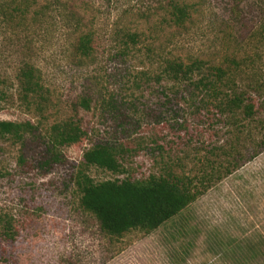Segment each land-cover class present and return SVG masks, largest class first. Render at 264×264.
Wrapping results in <instances>:
<instances>
[{
    "label": "rangeland",
    "instance_id": "rangeland-1",
    "mask_svg": "<svg viewBox=\"0 0 264 264\" xmlns=\"http://www.w3.org/2000/svg\"><path fill=\"white\" fill-rule=\"evenodd\" d=\"M168 3L0 0V120L38 127L22 141L0 137V264H264V110L255 120L198 112L191 85L160 81L163 58L222 64L234 56L256 59L242 87L254 74L264 81V46L256 44L264 0L237 8L234 0H205L183 27L165 23L160 7ZM89 32L95 48L84 57L76 45ZM127 33H137L138 44ZM26 65L40 69L41 108L35 95L22 99L17 78ZM71 120L82 138L49 169L45 136ZM98 143L120 148L125 173L83 164ZM166 165L214 177L151 233L108 235L81 205L74 180L81 168L95 181L144 180Z\"/></svg>",
    "mask_w": 264,
    "mask_h": 264
},
{
    "label": "trees",
    "instance_id": "trees-1",
    "mask_svg": "<svg viewBox=\"0 0 264 264\" xmlns=\"http://www.w3.org/2000/svg\"><path fill=\"white\" fill-rule=\"evenodd\" d=\"M240 1L242 0H234L236 8ZM204 2L205 0H169L167 6H161L160 9L167 13L168 18L164 19L166 24L183 27L194 13L200 11L199 7ZM19 13L25 15L26 11L19 9ZM15 16L9 11L6 15L7 21L10 23ZM257 33L256 44L264 46V22ZM138 37L137 33H127V38L133 43L138 44ZM94 48L95 38L92 33H85L79 37L76 45L77 54L88 57ZM226 59L228 65L225 67L226 62L212 64L203 59H195L185 63L177 58H163L160 81L191 85L193 87L191 97H195L198 112L214 111L216 115L222 114L230 120H237L240 117L255 120L264 110V81L255 78L254 74L249 80L248 88L242 87L239 83L244 82L243 75L246 72L252 73L247 69L256 63V59L251 56L244 61L237 59L236 56ZM17 80L21 87L22 99L30 103L33 99L30 97L35 95L40 99L37 106L41 108L47 97L40 69L26 65ZM82 104L90 108L88 99H84ZM260 122L264 125L263 120ZM37 130L38 127L31 121L0 120V137L10 138L14 142L22 141L27 135L35 134ZM82 135V126L72 120L51 126L45 136L47 154L44 166L50 169L61 163L64 160L63 147L79 142ZM260 147V150H264V132ZM122 157L123 153L119 147L110 143H98L84 152L83 164L86 167H97L122 174L126 172ZM212 177L213 173L180 175L166 165L160 173L151 174L144 180L127 178L95 181L82 168L78 170L74 180L81 194V205L97 217L101 230L108 235L121 237L133 230L151 233L158 229L194 202L205 190L201 189L200 185H204ZM7 223L6 233L12 237L14 227L10 221Z\"/></svg>",
    "mask_w": 264,
    "mask_h": 264
}]
</instances>
